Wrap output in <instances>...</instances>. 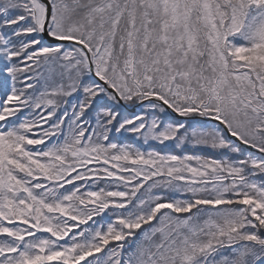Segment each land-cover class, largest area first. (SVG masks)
I'll list each match as a JSON object with an SVG mask.
<instances>
[{
  "label": "snow or ice",
  "instance_id": "1",
  "mask_svg": "<svg viewBox=\"0 0 264 264\" xmlns=\"http://www.w3.org/2000/svg\"><path fill=\"white\" fill-rule=\"evenodd\" d=\"M0 264H264V0H0Z\"/></svg>",
  "mask_w": 264,
  "mask_h": 264
}]
</instances>
